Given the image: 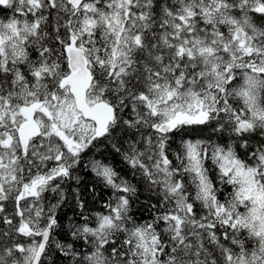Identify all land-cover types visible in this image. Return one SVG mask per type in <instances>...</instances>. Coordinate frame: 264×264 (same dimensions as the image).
Listing matches in <instances>:
<instances>
[{
    "label": "snow or ice",
    "instance_id": "obj_1",
    "mask_svg": "<svg viewBox=\"0 0 264 264\" xmlns=\"http://www.w3.org/2000/svg\"><path fill=\"white\" fill-rule=\"evenodd\" d=\"M0 264H264V0H0Z\"/></svg>",
    "mask_w": 264,
    "mask_h": 264
},
{
    "label": "trees",
    "instance_id": "obj_2",
    "mask_svg": "<svg viewBox=\"0 0 264 264\" xmlns=\"http://www.w3.org/2000/svg\"><path fill=\"white\" fill-rule=\"evenodd\" d=\"M97 207H99V206L97 205Z\"/></svg>",
    "mask_w": 264,
    "mask_h": 264
}]
</instances>
